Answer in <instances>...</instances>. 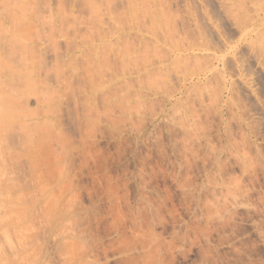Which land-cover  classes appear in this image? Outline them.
Wrapping results in <instances>:
<instances>
[{
	"label": "rangeland",
	"instance_id": "1",
	"mask_svg": "<svg viewBox=\"0 0 264 264\" xmlns=\"http://www.w3.org/2000/svg\"><path fill=\"white\" fill-rule=\"evenodd\" d=\"M171 1L147 28L117 2L0 0V264H264V102L237 71L264 54L230 27L205 64Z\"/></svg>",
	"mask_w": 264,
	"mask_h": 264
},
{
	"label": "bare ground",
	"instance_id": "2",
	"mask_svg": "<svg viewBox=\"0 0 264 264\" xmlns=\"http://www.w3.org/2000/svg\"><path fill=\"white\" fill-rule=\"evenodd\" d=\"M106 1H111V2H117L118 3V5H119V12H118V18H119V20L120 21H130L131 23H137V24H139V23H144V25L146 24L147 25V28H149L150 26H148V24H150V25H152V24H157V23H160V22H162L163 20H165V19H167L168 17H170V8H171V3L172 2H174V3H178V2H176V1H171V0H106ZM180 2H182L184 5H186V7H188L187 8V10H188V15H189V19H191L192 21H193V25H195V27H198L199 28V26H198V24L200 25L201 24V27H202V25L204 26V24H205V26H206V24H207V27H205L204 26V29L206 28V29H209V27H208V25L211 27L210 29H211V31L209 30V32L208 33H206L207 35H205L204 33H201V32H199V31H201V27L199 28V30H196V34H197V37H196V39H197V41L194 43V47H192V41L191 40H189V37L186 35L185 37L189 40L188 42H187V44H189L190 46H191V48H192V50H191V52L192 53H194V52H196V51H199V52H201V51H203V50H207V53H205V55L208 57V58H210L209 60H207L206 61V63L205 64H207V62H209V61H211L212 59H214L215 58V60H216V58L218 57V56H222V54H220V53H218L217 54V52H216V50H218V51H220V50H222L223 48L225 49V53H227V52H229V54L231 55L232 54V51H235L234 49L236 48V46H238L237 45V43H232L231 41L233 40H231L230 38H234V36H232V37H228V35H227V37H226V35L225 34H229L228 33V30H226V29H229L230 27L231 28H233V29H236L237 31H241V35L239 34L238 35V33L236 32V34L238 35L237 37H240V36H244L243 38V42L242 43H244V44H242L243 45V47L241 48V49H244V51H250V53L253 51H255V50H259L258 52H259V54L257 53V51H255L254 53H255V57L256 58H254V60H256L257 59V56L259 55L260 56V54H264V52L262 53V51H264V0H180ZM85 4L87 5V6H89L93 11H96V9H95V7L97 6L96 5V2H95V0H85ZM28 21V20H27ZM27 21H26V23H27ZM29 23V22H28ZM224 25L225 26H227V28L225 27L224 28ZM153 26V25H152ZM198 28H195V29H198ZM226 30V31H225ZM198 31V32H197ZM149 32V31H148ZM167 32V34H163L162 35V38H168L169 40H170V37H171V35H172V33L170 32H168V31H166ZM141 33V32H140ZM142 34V33H141ZM230 35V34H229ZM146 36V35H145ZM145 36L143 35V39L146 41L147 40V44L145 45V41H143L142 39L140 40L141 42L140 43H142L140 46H143V48H145V49H147L146 48V46H148V44H150L152 41H151V39H147V38H145ZM176 36H178V35H176ZM210 36L212 37L213 36V38L215 39L216 38V40L218 41V42H220L221 41V43L223 44L222 46H220L219 48L218 47H216L217 46V44H216V46L214 45V43L216 42V41H213V46H212V42H210L208 39H207V37L210 39ZM140 37H141V35H140ZM150 37V36H149ZM152 38V37H151ZM178 38L180 39V37L178 36ZM228 38V39H227ZM242 38V37H241ZM155 39V38H154ZM153 39V40H154ZM156 39L157 40H159L157 37H156ZM172 39H174V36L172 37ZM186 39V40H187ZM231 41H230V40ZM238 39V38H237ZM240 39V38H239ZM157 40H155V43H156V41ZM181 40V39H180ZM235 40V39H234ZM233 40V41H234ZM149 41V42H148ZM171 41V40H170ZM238 41V40H237ZM144 42V43H143ZM158 42V41H157ZM159 43V42H158ZM157 43V44H158ZM220 43V44H221ZM239 43V42H238ZM157 44L155 45V47H157ZM160 44V43H159ZM158 44V45H159ZM161 45V44H160ZM241 45V44H240ZM140 48V47H139ZM218 48V49H217ZM220 48H222V49H220ZM220 49V50H219ZM239 50H240V48H239ZM210 51H211V53H210ZM209 52V53H208ZM231 52V53H230ZM238 52V51H237ZM245 52V56H246V54H248V52L246 53ZM253 52H252V54H253ZM173 53V52H172ZM249 53V54H250ZM256 53L258 54L257 56H256ZM5 54V53H4ZM202 54V53H201ZM220 54V55H219ZM239 54H240V52H239ZM244 54V53H243ZM249 54H248V56H249ZM11 55V54H10ZM175 54L173 53V56H174ZM208 55H210V56H208ZM228 55V54H227ZM235 55H236V53H235ZM251 55V54H250ZM156 56V55H155ZM197 56V58H198V56L199 55H196ZM196 56H194V57H196ZM244 56V55H243ZM252 56L253 55H251V58H252ZM262 57H263V55H261ZM201 57V56H200ZM205 57V56H204ZM207 57H205V59L207 58ZM224 57V54H223V56H222V58ZM230 57V56H229ZM229 57H228V59H229ZM232 58H233V56H231ZM238 57V56H237ZM236 57V58H237ZM212 58V59H211ZM219 58V57H218ZM225 58V57H224ZM229 59L231 62V64L233 65L234 64V62H235V59L233 60V59ZM239 58V57H238ZM237 58V59H238ZM249 58H250V56H249ZM5 59V58H4ZM3 59V60H4ZM202 59V61H203V57L201 58ZM227 59V58H226ZM243 59V58H242ZM244 59H246L245 57H244ZM6 60V59H5ZM220 60H221V58H220ZM219 60V61H220ZM223 60H225V59H223ZM234 62H233V61ZM248 60V59H247ZM262 60H264V58H262ZM218 60H216V62H217ZM228 61V60H227ZM240 61V60H239ZM244 61V60H243ZM249 61V60H248ZM251 61H253V58H252V60ZM147 62V61H146ZM144 63L145 65L147 64V63H149L150 65L152 64L151 62H150V59H149V61L147 62V63ZM212 62V61H211ZM210 62V63H211ZM223 62V61H222ZM254 62V61H253ZM259 62L261 63V59L259 58V59H257V61H256V63H257V66H258V68L256 67V69L258 70L260 67L259 66H261L262 68H264L263 66H262V64H263V62L264 61H262V63L260 64V65H258L259 64ZM1 63V62H0ZM2 63H4V62H2ZM240 63H241V61H240ZM247 63H249V62H247ZM252 63V62H251ZM251 63H249L250 65H251ZM256 63H254V65L256 64ZM217 64V63H216ZM219 64V63H218ZM237 64H239V63H237ZM242 64V63H241ZM249 64H248V66H249ZM253 64V63H252ZM2 65V64H1ZM143 65V64H142ZM144 65V66H145ZM150 65H148L147 67H149ZM208 65V64H207ZM235 65V64H234ZM233 65V66H234ZM247 64H242L241 66H240V68H239V70H237L238 71V74H239V76H240V78L242 77V80L241 81H243V83L246 85H244V87H247L248 88V90L251 92V93H254L255 94V92L258 90V91H262V88H258L259 86H258V84H259V80L263 77V75H264V72L262 71V68L259 70V71H255V72H253V70H252V68L251 67H248V66H246ZM7 66V65H6ZM146 67V68H147ZM211 67V66H210ZM212 67H213V65H212ZM212 67H211V69H212ZM215 67H216V71L218 72V71H220V70H217V68H219L217 65H215ZM248 67V68H247ZM254 67V66H253ZM146 68L144 67V68H142V69H145L146 70ZM207 68V67H206ZM235 68V67H234ZM234 68H232V69H234ZM249 68H251L250 69V72L252 71V73H250L249 72ZM209 69V68H208ZM236 69V68H235ZM235 69H234V72H235ZM245 69V70H244ZM246 69H248V72H246ZM148 70V69H147ZM210 70V69H209ZM209 70H207L206 72H209ZM214 70V69H213ZM3 71V70H2ZM202 72L204 71V69H202L201 70ZM211 71V70H210ZM215 71V72H216ZM201 72V73H202ZM214 71H212V73H213ZM216 72V75L214 76L216 79H219L220 78V76L218 75V73ZM234 72H233V75H234ZM236 75H237V73H235ZM205 75V74H204ZM213 75H214V73H213ZM234 76L233 78H237L236 80H237V82L239 81L240 82V79L237 77V76ZM201 76V75H200ZM218 78H217V77ZM13 77V76H12ZM212 78V79H215V78ZM223 77V76H222ZM202 78H203V76H202ZM205 78H206V76H205ZM15 79V78H14ZM197 79V78H196ZM221 79V78H220ZM206 80V79H205ZM235 80V81H236ZM0 81H1V79H0ZM195 81V80H194ZM221 81H222V79H221ZM234 81V80H233ZM29 82V81H28ZM236 82V83H237ZM194 82H192V84H193ZM200 83V82H199ZM242 83V82H241ZM242 83V84H243ZM261 83H262V81H261ZM5 84V83H4ZM3 84V85H4ZM24 84V83H23ZM192 84H190V86L192 85ZM197 84V83H196ZM234 84V83H233ZM263 84H264V80H263ZM262 84V87L264 86ZM6 85V84H5ZM27 85V84H26ZM195 85V84H194ZM237 85V84H236ZM240 84L238 83V85H237V88H238V86H239ZM25 86V85H24ZM28 86V85H27ZM28 87H30V86H28ZM241 88L243 87V85L242 86H240ZM236 88V89H237ZM175 89V88H174ZM239 89V88H238ZM243 89H245V88H243ZM243 89H240V91L241 90H243ZM173 90V89H172ZM177 90H180L179 88L177 89ZM176 90V91H177ZM246 90V89H245ZM245 90H243V92L245 91ZM248 90H246V93H247V91ZM9 91H12V90H9ZM183 91V90H182ZM258 91H257V93H258ZM0 92H2V90L0 89ZM4 92V91H3ZM2 92V93H3ZM250 92H248V94H250L251 95V93ZM5 93H7V92H5ZM168 93V92H167ZM166 93V94H167ZM246 93H244L245 95H246ZM257 93H256V96H257ZM172 94V93H171ZM170 94V95H171ZM248 94H247V96H248ZM260 94V93H259ZM259 94H258V96H259ZM170 95H168V96H170ZM5 96V95H4ZM254 96V95H253ZM252 95H251V97H253ZM256 96H254L253 97V101H256L257 100V102H260V101H263L264 102V98H259V97H256ZM4 98V97H3ZM247 98V97H246ZM250 98V96H248V99ZM7 99V98H6ZM169 99V98H168ZM2 100V99H1ZM5 100V99H4ZM4 100H3V102H4ZM252 100V99H251ZM251 100H249V101H251ZM7 101V100H6ZM253 101H251V102H253ZM262 102V103H263ZM0 103H2V102H0ZM4 104V103H3ZM2 104V105H3ZM259 105H261V104H259ZM263 105H264V103H263ZM4 106V105H3ZM257 106V105H256ZM11 107V106H10ZM4 108V107H3ZM21 108V107H20ZM259 108V107H258ZM257 108V109H258ZM260 108H262V107H260ZM259 108V109H260ZM6 109H7V107H6ZM8 109H9V107H8ZM7 109V110H8ZM4 110V109H3ZM2 110V111H3ZM14 110V109H13ZM17 110H18V108H17ZM22 110H23V108H22ZM26 110V109H25ZM19 111V110H18ZM1 112V111H0ZM22 114H23V112L22 111H20ZM20 112H18V114H20ZM26 112V111H25ZM25 112H24V115L23 116H26L25 115ZM7 113V112H6ZM4 111H3V117L5 116V114H6ZM27 113V112H26ZM30 113V112H29ZM1 114H2V112H1ZM32 114V113H31ZM15 115V114H14ZM21 115V114H20ZM27 115H28V113H27ZM254 115V114H253ZM7 117H8V115H6ZM9 116H12V115H9ZM16 116V115H15ZM22 116V117H23ZM2 118V117H1ZM5 119V118H4ZM3 119V120H4ZM48 120V119H47ZM262 120V119H261ZM3 122V121H2ZM5 123V122H4ZM1 124V123H0ZM5 125V124H4ZM3 125V126H4ZM7 125V124H6ZM4 130V129H3ZM1 132H2V130H1ZM4 134V133H3ZM3 134H1V135H3ZM1 135H0V137H1ZM2 139V138H1ZM1 151V150H0ZM4 152V151H3ZM1 153V152H0ZM37 161V160H36Z\"/></svg>",
	"mask_w": 264,
	"mask_h": 264
}]
</instances>
